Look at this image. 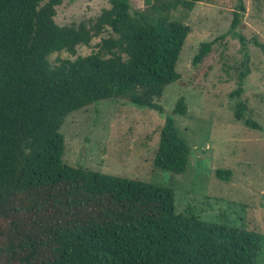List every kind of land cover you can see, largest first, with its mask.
<instances>
[{
	"label": "trees",
	"instance_id": "obj_1",
	"mask_svg": "<svg viewBox=\"0 0 264 264\" xmlns=\"http://www.w3.org/2000/svg\"><path fill=\"white\" fill-rule=\"evenodd\" d=\"M63 1L0 0V264H254L259 233L203 221L191 206L176 212L171 186L61 160L65 119L113 101L163 119L152 166L184 173L189 150L170 116L185 117V101L179 96L164 116L159 100L180 79L175 65L190 31L169 14L178 7L189 12L201 0H141L137 11L129 0H107L92 19L59 26L55 8ZM236 2L230 33L245 11ZM96 38L97 50L76 55ZM238 39L242 57L228 94L232 117L260 130L241 99L250 70L244 39ZM214 42L199 43L193 67ZM61 52L74 58L50 60ZM213 174L228 182L231 172Z\"/></svg>",
	"mask_w": 264,
	"mask_h": 264
},
{
	"label": "rangeland",
	"instance_id": "obj_2",
	"mask_svg": "<svg viewBox=\"0 0 264 264\" xmlns=\"http://www.w3.org/2000/svg\"><path fill=\"white\" fill-rule=\"evenodd\" d=\"M241 1L245 11L231 33L236 0H201L189 12L178 7L169 14L170 20L190 29L175 65L180 79L166 86L159 100L164 116L171 115L179 96L186 104L185 117L170 116L189 150L182 175L152 166L163 119L153 111L113 101L90 104L65 119L59 131L64 138L61 160L102 174L171 186L176 212L191 206L203 221L259 233L262 242L254 264H264V0ZM129 3L131 10L143 9L141 0ZM107 6V0H66L55 8L54 22L77 25ZM238 35L244 39L250 70L241 99L246 116L260 130L248 129L232 117L228 94L235 88V69L242 57ZM212 40L208 55L193 67L199 43ZM98 42L96 38L89 46L77 47L76 55L97 50ZM73 58L63 52L50 56L51 61ZM215 169L230 170L228 182L215 178Z\"/></svg>",
	"mask_w": 264,
	"mask_h": 264
}]
</instances>
